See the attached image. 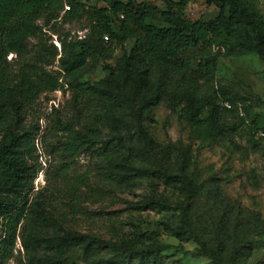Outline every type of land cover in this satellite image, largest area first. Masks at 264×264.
Masks as SVG:
<instances>
[{
	"label": "trees",
	"instance_id": "obj_1",
	"mask_svg": "<svg viewBox=\"0 0 264 264\" xmlns=\"http://www.w3.org/2000/svg\"><path fill=\"white\" fill-rule=\"evenodd\" d=\"M100 1L101 6L88 5L83 0H0V264L13 260L26 264L19 256L18 239L27 256L33 251L30 235L37 219L31 210L30 194L42 169L37 147L41 126L39 121H29L28 116L29 108L42 94L64 86L71 92V115L51 125L43 137L48 134L54 138L50 154L58 155L60 161L56 179L64 182L65 194L74 200L91 173L73 172L79 158L89 156L104 166L117 157L132 156L115 138L105 140L109 110L116 102L135 109L136 87L142 79L152 77V67L167 71L156 88L169 92L175 105L186 112L189 123L201 133L198 152L205 138L236 134L249 120L248 99L215 81L219 57L214 55V48L227 47L232 39L239 38V52L262 53L264 19L253 0H206L219 7L218 16L210 20L185 17L182 11L190 0H166L170 8L162 15L177 19L170 26L148 21L153 7L145 0ZM83 20L87 33L82 37L71 33L59 36L60 49L48 35L52 24ZM244 25L251 26L253 37L245 33ZM128 42L133 44L131 49L126 47ZM119 48L123 54L113 62ZM198 56L202 57L198 68L205 80L178 77L191 68ZM101 64L106 76L98 81L85 80ZM138 133L144 156L138 168L141 175L159 172L167 183L183 188L188 199L202 193L205 182H199L197 159L192 172L186 163L178 169L170 159L164 162L165 146L152 139L141 120ZM155 162L163 165L155 167ZM130 166V171L135 170ZM100 177L110 184L127 181V176L113 170L103 169ZM150 203L163 209L169 207L161 198ZM177 207L181 211L179 232L194 238L200 247L189 251L179 244L174 246L176 249L206 255L218 264H238L241 246L234 248V262L227 263L223 259L224 238L219 237L215 248L209 247L193 228L189 205L179 202ZM52 239L57 246L69 247L102 243L84 235ZM107 247L111 258L117 260L127 255H157L169 245L138 247L125 241L120 245L110 242ZM110 262L108 258L101 261Z\"/></svg>",
	"mask_w": 264,
	"mask_h": 264
},
{
	"label": "rangeland",
	"instance_id": "obj_2",
	"mask_svg": "<svg viewBox=\"0 0 264 264\" xmlns=\"http://www.w3.org/2000/svg\"><path fill=\"white\" fill-rule=\"evenodd\" d=\"M83 1L88 5H103L100 0ZM145 1L153 7L150 23L159 26L177 23V19L162 15L170 8L166 0ZM253 1L264 19V0ZM182 12L192 20H210L218 16L219 7L206 0H190ZM85 27L84 20L60 21L47 31L57 45L59 36L71 33L81 37L87 33ZM244 31L254 36L249 25H244ZM239 41L235 38L227 47L214 48V55L219 57L215 81L248 99L249 120L236 134L207 137L198 152L201 133L189 123L181 106L175 105L172 95L156 88L167 71L152 67V77L142 79L136 87V108L116 102L109 110L105 140L115 138L125 153L132 156L117 157L104 166L89 156L79 158L73 172L90 170L91 173L77 200L66 195L64 182L56 179L60 161L58 155L50 154L54 138L48 134L43 137L51 125L71 115V92L64 86L39 97L29 108L28 116L29 121H39L41 126L37 147L42 169L30 194L31 210L37 219L30 235L33 251L27 256L20 239L17 245L21 251L19 256L26 264H102L107 258L111 260L107 264H218L206 255L185 254L174 247L183 244L189 251L200 247L194 238H187L178 230L179 202L189 205L193 228L209 247L215 248L219 237L224 238L223 259L227 263L234 262L232 253L238 245L242 248L238 264H264V42L262 53L258 54L239 52ZM132 46V42L126 45L128 49ZM122 54L123 49L119 48L113 62ZM201 59L198 56L191 68L178 77L203 82L205 74L198 68ZM105 76L101 64L85 80L98 81ZM140 120L152 139L165 146L164 162L170 159L178 169L186 163L192 172L197 159L199 182H205L201 194L188 199L183 188L167 183L159 172L145 177L138 172L144 157L140 153ZM160 164L155 162V167ZM130 165L135 170L130 171ZM103 169L127 176V181L120 185L104 182L100 177ZM158 198L165 200L169 207L151 205ZM66 235H84L102 243L90 247L54 244L53 237ZM125 241L138 247L160 244L169 247L157 255L112 259L107 243L120 245ZM10 264L17 263L13 260Z\"/></svg>",
	"mask_w": 264,
	"mask_h": 264
},
{
	"label": "built area",
	"instance_id": "obj_3",
	"mask_svg": "<svg viewBox=\"0 0 264 264\" xmlns=\"http://www.w3.org/2000/svg\"><path fill=\"white\" fill-rule=\"evenodd\" d=\"M68 9H70V7L67 5L66 6V10H68ZM82 37V36H81ZM57 45L60 47V43L59 42H57Z\"/></svg>",
	"mask_w": 264,
	"mask_h": 264
}]
</instances>
